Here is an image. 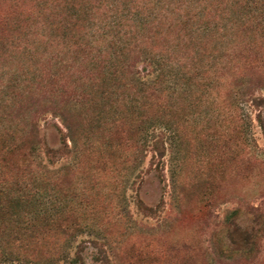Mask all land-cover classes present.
<instances>
[{
  "label": "rangeland",
  "instance_id": "374dc122",
  "mask_svg": "<svg viewBox=\"0 0 264 264\" xmlns=\"http://www.w3.org/2000/svg\"><path fill=\"white\" fill-rule=\"evenodd\" d=\"M141 1L0 0V135L24 134L35 117L43 140L35 154L0 157V264H264L263 31L210 45L216 81L199 98L194 81L193 93H177L164 115L174 133L158 122L144 144L126 119L89 128V109L72 113L76 140L62 123L60 94L73 99L88 81L69 44L113 30L116 15L142 11ZM134 61V84L152 78L147 62ZM30 84L45 97L37 113L21 96ZM235 224L259 229L256 244Z\"/></svg>",
  "mask_w": 264,
  "mask_h": 264
},
{
  "label": "trees",
  "instance_id": "16d2710c",
  "mask_svg": "<svg viewBox=\"0 0 264 264\" xmlns=\"http://www.w3.org/2000/svg\"><path fill=\"white\" fill-rule=\"evenodd\" d=\"M141 5L142 11L137 4L133 12L127 8L122 14L116 15L118 18L110 24L113 30L102 28L93 34H83L69 44L70 50L73 46L72 52L76 53L74 61L80 60L86 65L82 72L85 71L84 76L88 77V81L82 83L80 88L75 86L73 99L65 90L60 94L66 104L60 115L64 127L71 132V140H76L72 132L80 123L71 119L72 113L78 111L81 115L86 109L91 112L87 119L89 128H101L100 121L106 124L110 115L114 118L112 122L126 119L130 121L127 130L132 131L129 128L134 125L133 136L139 135L138 139H142L144 144L147 142L148 130L157 126L158 122H161V127L174 133L171 119L165 120L164 115L165 111H173L177 93L182 91L184 94L187 89L188 93H193L187 81H194L197 86L194 94H198L199 98L205 92L204 88L210 93L211 86L207 85L216 81V71L211 70L213 63H208L205 54L210 45L218 43L222 47L231 33L238 36L242 33L264 32V0H144ZM146 9L150 13L145 15ZM239 50L241 54L250 51V48L244 46ZM137 58H142L151 67L148 75L152 78H144L134 84L139 74L135 70L134 60ZM65 64L74 68V63ZM49 81L55 83L53 79ZM35 83L38 81L31 84ZM31 84L21 92V96L31 99L29 104L28 100L25 103L29 108L33 105L32 109L37 113L44 105L41 102L45 97H36L33 90L39 87L32 89ZM44 86L45 83H41V90ZM123 86H127L124 88L126 96L119 102L118 90ZM251 101L255 103L256 99ZM38 102L41 106L35 107ZM138 116L141 117L140 122H137ZM29 128L22 135L5 130L0 135V157L15 153H37L43 140L35 117ZM156 132V128L152 130L149 141L153 142L156 147L154 152L158 155L161 152L159 146H163L164 142L161 134L157 135ZM62 134L65 135L63 131ZM60 140L65 147V139L60 137ZM54 152L61 154V149L46 148L44 151L46 155ZM256 231L259 232V229L242 228L237 224L233 227V232L251 246L256 244ZM229 238L233 242L231 234Z\"/></svg>",
  "mask_w": 264,
  "mask_h": 264
}]
</instances>
